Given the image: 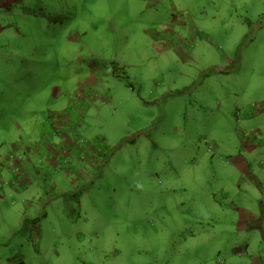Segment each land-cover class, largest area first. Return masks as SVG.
<instances>
[{
	"label": "rangeland",
	"instance_id": "rangeland-1",
	"mask_svg": "<svg viewBox=\"0 0 264 264\" xmlns=\"http://www.w3.org/2000/svg\"><path fill=\"white\" fill-rule=\"evenodd\" d=\"M0 264H264V0H0Z\"/></svg>",
	"mask_w": 264,
	"mask_h": 264
},
{
	"label": "crops",
	"instance_id": "crops-1",
	"mask_svg": "<svg viewBox=\"0 0 264 264\" xmlns=\"http://www.w3.org/2000/svg\"><path fill=\"white\" fill-rule=\"evenodd\" d=\"M62 132L63 131H60V133H62ZM40 140L41 141H40V143L37 146H41V147L43 146V149L45 150V154H43V156H42V159H43L42 161L47 162V165L52 167L53 169L57 168L58 166L61 167L59 162L61 160H63V157H64L63 154L65 152L67 154L66 156L70 157V160H71V158L73 160H75L77 158V156L75 154V152H77V150L76 151H72L74 149V147H75V142L72 143V141L67 140L68 142L66 141L63 144L65 146L64 147V146L61 145V142H59L58 138L56 140L41 138ZM82 157H84L83 153H82ZM5 159H6V157H5ZM7 162H9V161H7ZM15 165H16V168H14L12 173H15V170H19L20 173L23 174L24 171L26 170V169H23L19 163H16ZM46 167L47 166H45V169H46ZM71 167L72 166H69V169H71ZM45 169L44 168L37 169L36 166H34L32 163H30V167H28V170H26V171H28L29 174H32L33 177H31V175H30L28 180H27V177L25 178V183L27 184L26 188H27V190H30L32 192L35 191L38 194L40 192H43V194H46V195L50 194V196L57 197V199L55 201L56 203L53 206V207H56L57 204L61 203L59 201L60 199H58V196H56V195H64L65 192H62L63 187H66L65 189H67L68 187H71L72 184L75 183V181H73V179H70V177H67L68 178L67 179L68 184L66 186H65V184H62V185L61 184H54V183L53 184H47L45 182L46 181H50L49 178H47L49 180H42V181H40V180H38L36 178V177L44 176L45 174H47V176H48L51 170L50 169L45 170ZM20 176L21 175H19V177ZM59 181H63V180L61 179ZM250 181H254L253 183H255L257 181V177H255V176L250 177ZM60 185L62 186L61 188L58 187ZM51 187H56V188L52 189ZM56 189H58L59 191L56 192ZM38 194H37V197H38ZM49 205H50V203H49ZM60 210H63V209L61 208Z\"/></svg>",
	"mask_w": 264,
	"mask_h": 264
}]
</instances>
